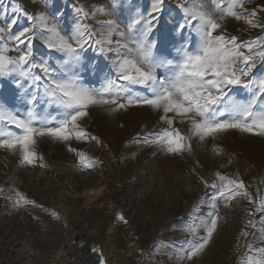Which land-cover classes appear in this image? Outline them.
<instances>
[{"label": "rangeland", "instance_id": "374dc122", "mask_svg": "<svg viewBox=\"0 0 264 264\" xmlns=\"http://www.w3.org/2000/svg\"><path fill=\"white\" fill-rule=\"evenodd\" d=\"M182 2L165 0L160 29L154 38L159 40L165 32L170 39L175 35L174 26L183 15L177 4ZM188 2L193 7L202 4L209 11L214 8L212 0ZM221 3L226 6L227 0ZM150 4L151 0H0V45L8 46L11 57L19 56L24 46L17 47L10 35L29 26L28 17L40 14L46 15L49 26L54 25L65 37L71 36L77 24L87 25L96 33L93 39L111 33L112 44L98 46L90 41L83 53L88 70L80 69L82 83L98 88L106 76L115 75L111 61L117 52L127 54L124 48H117L116 41L133 47L131 35L121 38L119 32L126 30L137 10L146 13ZM15 5L23 11L14 17ZM80 8L88 13L87 17L78 11ZM261 9L264 0H244V10L255 11L257 21L264 24ZM13 18L17 23L9 30ZM40 31L43 36L33 42L32 59L36 63L47 60L55 69L52 75L59 79L68 71L63 64L68 57L49 50L43 43L49 33ZM220 31L236 36L238 42L264 37V27L252 28L244 19L232 17H225ZM172 43L168 45V59H178L180 38L175 37ZM101 47L103 52L99 51ZM92 66L102 71L94 72ZM35 71L42 76V84L48 82L50 77ZM158 72L168 74L163 68ZM254 74H264V68L258 65ZM16 78V73L0 77V105L24 116L29 105L22 98L23 90L16 87ZM234 94L240 99L247 95L243 89L234 90ZM37 111L41 116H57L60 110L41 104ZM162 115V111L148 106L132 105L116 111L110 106L90 107L79 123L89 137L97 139L59 141L37 137L35 151L43 159L33 164L21 163L19 150L0 148V264H60L53 262L56 253L79 241L85 242L80 254L85 247L100 245L107 264H246L248 256L259 258L256 250L264 248V231L260 228L264 213H255L256 205L243 196L230 202L219 200V219L211 239L191 260L184 253L190 247L188 241L206 235L203 227L195 236L186 229L193 222L209 219V202L217 195L210 185L219 184L217 173L243 181L253 200L258 194L264 196V136L238 130L204 140L193 136L188 141L190 151L170 153L146 142V138L150 141L154 133L168 127L160 119ZM173 127L190 136L187 120L181 123L176 117ZM78 152L93 162L90 167L87 162L81 163ZM18 193L34 204L18 205ZM249 220L257 224L255 229ZM73 264L82 263L77 260Z\"/></svg>", "mask_w": 264, "mask_h": 264}, {"label": "snow or ice", "instance_id": "6c2138e0", "mask_svg": "<svg viewBox=\"0 0 264 264\" xmlns=\"http://www.w3.org/2000/svg\"><path fill=\"white\" fill-rule=\"evenodd\" d=\"M212 3L214 8L211 11L202 4L189 6L188 0L178 3L177 7L183 14L182 21L174 26L175 35L171 39L167 32L159 40L154 38L155 32L160 29L165 0H151L146 13L137 10L127 23L126 30L119 32L121 38H125L126 34L131 35L133 47L116 41L117 48H124L127 54L117 52L111 61L115 75L106 76L98 88L87 87L82 83L80 69L88 70V65L83 63V53L90 41L98 46L112 44V34L93 39L96 33L89 31L87 25L77 24L71 36L65 37L54 25L49 26L46 15L28 17L29 26L10 35V40L17 47L24 46L20 50L21 54L11 57L8 55V46L0 45V77L18 74L16 87L23 90L22 98L29 105L24 116L0 105V148L19 150L21 163L33 164L37 159H43L35 151L37 137L47 136L59 141L73 138L95 140L96 137H89L81 128L79 121L88 115L90 107L102 106H110L112 111L132 105L162 111L160 119L168 127L154 133V139L149 141L146 138V142L157 144L170 153L190 151L191 144L188 141L193 136L204 140L228 130L264 136V74H254L258 65L264 68V37L238 42L236 36L229 37L220 31L225 17L244 19L252 28L264 27V24L257 21L255 11L244 10V0H227L226 6H222L221 0H212ZM22 11L19 5L12 7L14 17ZM78 11L87 17L88 13L83 8ZM16 23L15 18L11 19L9 30ZM107 23L111 25L112 22ZM40 29L49 33L43 39L44 45L68 57L63 62L68 71L59 79L52 75L55 69L51 68L47 60L41 59L36 63L32 59L33 42L43 36ZM175 37L180 38V47L177 49L180 56L178 59H168L171 55L168 45ZM172 46L175 44L172 43ZM99 51L103 52V47ZM162 68L167 69L168 74H159L158 70ZM36 69L44 77H50L48 82L42 84V76L37 74ZM92 70L102 71L98 66H92ZM236 89L245 90L246 98H238L234 94ZM121 100L125 102L121 103ZM41 104L54 106L60 111L57 116L51 113L41 116L37 111ZM176 117L181 123L185 120L190 123V136L181 134L179 129L173 127ZM11 128L18 131H12ZM69 150L75 151L71 147ZM77 155L82 164L87 162L86 166L90 167L93 163L85 154L78 152ZM216 178L219 184L210 185L217 190V195L210 199L212 211L208 214L209 219L199 224L193 222L186 229L193 236L201 227L206 232L198 241L187 242L190 247L184 254L188 260L197 256L211 239L219 219V200L230 202L237 196H243L256 205L255 213H264V196L258 194L257 199L253 200L243 181L220 173L216 174ZM17 195L18 205L21 202L34 204L23 195ZM118 219L123 221L124 217L118 216ZM248 223L254 229L257 227L253 220ZM260 228L264 231V215L260 218ZM242 235L247 237L248 233L243 232ZM248 248L251 250V244ZM92 251L98 250L93 248ZM256 251L260 257L248 256L246 264H264V248ZM100 264H105L102 256Z\"/></svg>", "mask_w": 264, "mask_h": 264}, {"label": "bare ground", "instance_id": "6f19581e", "mask_svg": "<svg viewBox=\"0 0 264 264\" xmlns=\"http://www.w3.org/2000/svg\"><path fill=\"white\" fill-rule=\"evenodd\" d=\"M84 241H79L76 244L70 245V249L61 248L53 257V262L60 264H73L77 260H80L82 264H93L96 258L95 253L82 255L79 257L80 248L84 246Z\"/></svg>", "mask_w": 264, "mask_h": 264}, {"label": "water", "instance_id": "95a60500", "mask_svg": "<svg viewBox=\"0 0 264 264\" xmlns=\"http://www.w3.org/2000/svg\"><path fill=\"white\" fill-rule=\"evenodd\" d=\"M81 238L78 237L76 240L79 241ZM95 248L98 251L97 252H93L92 249ZM90 253H95L96 254V259L94 261L93 264H100V257L102 256L104 259L105 264H107L106 259L103 255V251H102V247L100 245H93V246H89V247H85L81 250V254L86 255V254H90Z\"/></svg>", "mask_w": 264, "mask_h": 264}]
</instances>
